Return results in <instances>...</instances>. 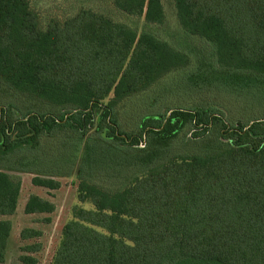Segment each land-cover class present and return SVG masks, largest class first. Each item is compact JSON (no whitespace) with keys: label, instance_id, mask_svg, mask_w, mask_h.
<instances>
[{"label":"trees","instance_id":"1","mask_svg":"<svg viewBox=\"0 0 264 264\" xmlns=\"http://www.w3.org/2000/svg\"><path fill=\"white\" fill-rule=\"evenodd\" d=\"M40 1L0 0V264L22 172L49 189L75 174L92 204L51 264H264V0H172L209 44L182 49L138 24H163L164 0H67L45 17ZM164 84L168 100L216 86L252 101L164 103ZM25 211L53 205L32 195Z\"/></svg>","mask_w":264,"mask_h":264},{"label":"rangeland","instance_id":"2","mask_svg":"<svg viewBox=\"0 0 264 264\" xmlns=\"http://www.w3.org/2000/svg\"><path fill=\"white\" fill-rule=\"evenodd\" d=\"M72 1L74 2V0ZM97 2L101 3L99 5V7H101L102 2L100 0H97L96 2H91V0H89L88 4L92 5V7L95 8V3ZM164 4L166 9L165 22L159 25L145 26L144 21L142 20L138 22L140 28L144 29L146 27L145 29L156 33L159 37L165 39L167 42L178 49L184 48L183 45H186V43L189 42L192 43V41L197 47L199 46V43L202 44L203 47L209 46L208 43L199 39V37L190 38L185 36L179 25L173 1L164 0ZM39 5L40 11L42 12L44 17L49 11L55 13L57 12L58 14H61L63 11V13L70 11V1L67 0H41ZM57 6H59V8H57ZM99 7H97V10H102ZM178 74L179 71L175 70L170 74L169 77L176 76ZM257 78L261 80V77L257 76ZM180 80L181 77H178L177 81L179 82ZM169 84L170 82L168 83V86ZM162 86L164 87H162L159 92H163L161 96L164 103H170L171 100L190 103L197 101L198 103H203L205 105L215 104L216 106H219L221 108L229 109L231 113H233V109L238 103L241 104L246 99L252 101L249 97L245 96V98H242L239 93L234 92L231 94V97H234L236 99H232L233 102H224L223 100L217 98L216 95L220 96L221 92H217L218 89L214 88L216 86L211 87L209 91L208 89H206V91H208L206 92V95L202 94L201 96H198V94L195 93L188 94L187 92L182 91L177 93L176 95L173 94L175 96L171 97L170 100H168L170 96L164 93V89H168V87L165 84ZM210 91L214 93L215 96L210 95ZM181 96L183 99L181 98ZM146 102L147 101H141L138 104L134 103L133 105L134 107L138 106L141 110L144 107L141 106V104H144ZM152 108L153 107H149L150 110H152ZM162 110L164 109H161V111ZM129 117L130 115L126 114L124 119H128ZM184 140H187V137H184ZM19 175L22 180V187L18 207L15 214L5 217L6 219L11 220L12 230L7 243L6 260L3 264H23L20 259L23 254L37 257L38 264H51L54 253L61 240L63 228L69 221L73 219L74 208L76 206H80L89 209L92 207V204L88 202H81L79 200L78 180L75 174L70 177L57 178V180L60 182V187L57 189H49L47 187L34 185V174L22 172L19 173ZM32 195H36L46 201H49L53 205V211L51 213H26L25 206ZM25 229L33 230L37 233L35 234V236L23 238L21 234ZM35 248L37 249L36 252H34L33 250Z\"/></svg>","mask_w":264,"mask_h":264}]
</instances>
